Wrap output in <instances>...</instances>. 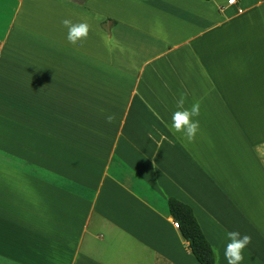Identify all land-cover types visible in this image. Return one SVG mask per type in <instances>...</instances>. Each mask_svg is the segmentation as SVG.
I'll list each match as a JSON object with an SVG mask.
<instances>
[{"label":"crops","instance_id":"obj_1","mask_svg":"<svg viewBox=\"0 0 264 264\" xmlns=\"http://www.w3.org/2000/svg\"><path fill=\"white\" fill-rule=\"evenodd\" d=\"M170 197L264 264V0H0V264H199Z\"/></svg>","mask_w":264,"mask_h":264},{"label":"clouds","instance_id":"obj_2","mask_svg":"<svg viewBox=\"0 0 264 264\" xmlns=\"http://www.w3.org/2000/svg\"><path fill=\"white\" fill-rule=\"evenodd\" d=\"M62 25L67 29L66 40L72 45L82 44L87 40L90 25L87 22L74 23L70 19H63ZM112 37H106V42L111 43ZM187 93H181L180 98L176 101L177 110L172 113L169 130L181 134L183 139L191 143L195 140L199 132V120L194 119L200 114V103L194 102L190 108H185ZM115 117L108 115L107 123H112ZM228 243L224 249V256L227 264H241L243 261V250L251 243L249 235H243L238 231H229L226 233Z\"/></svg>","mask_w":264,"mask_h":264},{"label":"trees","instance_id":"obj_3","mask_svg":"<svg viewBox=\"0 0 264 264\" xmlns=\"http://www.w3.org/2000/svg\"><path fill=\"white\" fill-rule=\"evenodd\" d=\"M168 210L178 222V228L187 246L199 264H216L214 250L202 232L192 208L176 198L167 200Z\"/></svg>","mask_w":264,"mask_h":264},{"label":"built area","instance_id":"obj_4","mask_svg":"<svg viewBox=\"0 0 264 264\" xmlns=\"http://www.w3.org/2000/svg\"><path fill=\"white\" fill-rule=\"evenodd\" d=\"M227 3L228 4H235L236 3V0H227ZM174 225L176 226V227H178V222H174Z\"/></svg>","mask_w":264,"mask_h":264}]
</instances>
